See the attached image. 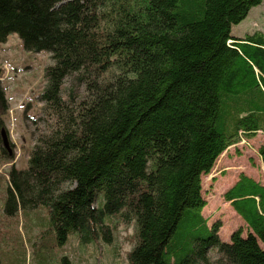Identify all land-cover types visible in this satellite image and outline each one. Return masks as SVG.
<instances>
[{
    "label": "trees",
    "instance_id": "obj_1",
    "mask_svg": "<svg viewBox=\"0 0 264 264\" xmlns=\"http://www.w3.org/2000/svg\"><path fill=\"white\" fill-rule=\"evenodd\" d=\"M263 1L0 0V43L16 34L52 60L2 207L41 227L34 264H73L57 250L71 237L113 243L112 219L135 225L129 264H264V187L242 175L224 195L246 235L221 237L201 194L219 157L264 134V37L232 35ZM24 251L12 264H30Z\"/></svg>",
    "mask_w": 264,
    "mask_h": 264
},
{
    "label": "rangeland",
    "instance_id": "obj_2",
    "mask_svg": "<svg viewBox=\"0 0 264 264\" xmlns=\"http://www.w3.org/2000/svg\"><path fill=\"white\" fill-rule=\"evenodd\" d=\"M232 35L239 39L247 36L264 37V1L252 8L240 24L232 27ZM51 62L49 52H28L16 34L9 36L4 43H0L2 69L0 86L3 88L7 105L5 114H2L0 109V119L5 123L4 130L9 133L7 136L13 151L11 155L7 149V153L4 154L0 140V249L5 259L4 264H12L19 250H25L23 254L30 255L32 257L30 264H34V253H37L44 243L35 244L38 242L37 235L41 227L27 231L30 223L23 214L14 217L6 213L5 209L2 210V207H6L7 183L10 180L11 171L25 170L30 160L36 141L37 124L42 117L43 104L39 98L46 88L45 72ZM249 140L250 142H243L229 148L216 161L212 172L202 176L201 194L209 203L207 207H204L202 215L205 213V217L211 219V225L217 222L222 223L221 237L243 228L246 235L248 229L247 223L241 220L242 223L236 225L233 230L234 220H232L231 211L233 208L231 203L224 199L226 192L240 182L242 175L256 183L259 181L264 184L261 159L257 152L260 145L264 144V134L259 132L256 137ZM258 184L263 186L261 183ZM31 213L33 217H43L45 226L49 227L50 216L46 209L31 211ZM111 223L115 225L113 243L96 242L83 245L77 238L71 237L64 247H57L58 255L67 256L73 264H129L128 254L134 246L135 225L115 219H112ZM53 259L55 260V257Z\"/></svg>",
    "mask_w": 264,
    "mask_h": 264
},
{
    "label": "crops",
    "instance_id": "obj_3",
    "mask_svg": "<svg viewBox=\"0 0 264 264\" xmlns=\"http://www.w3.org/2000/svg\"><path fill=\"white\" fill-rule=\"evenodd\" d=\"M261 166H262V176L264 177V163H263V161L261 160ZM258 175L259 176H261L260 175V173H258ZM253 179V178H252ZM256 181V180H255ZM258 183H261L263 186H264V184L262 183V182H259V181H257ZM232 206V205H231ZM233 208V207H232ZM232 220H234V223H233V230L235 229V226L236 225H240V223H242V221L241 220H244V218H242L236 211H235V209L233 208L232 210ZM236 214V215H235ZM239 215V216H238ZM203 216H204V218H206V219H209V222H210V218H208V217H205V213H203ZM245 221V220H244ZM246 222V221H245ZM247 223V222H246ZM245 223V224H246ZM244 224V223H243ZM248 224V223H247ZM246 224V225H247ZM222 232V231H221ZM32 257H30V255H29V259H31Z\"/></svg>",
    "mask_w": 264,
    "mask_h": 264
},
{
    "label": "water",
    "instance_id": "obj_4",
    "mask_svg": "<svg viewBox=\"0 0 264 264\" xmlns=\"http://www.w3.org/2000/svg\"><path fill=\"white\" fill-rule=\"evenodd\" d=\"M2 141H3L4 145H5V147H6L7 149H9L10 151H12V150L10 149V141H9V138H8V136H7L6 132H5V130L2 132ZM11 153H12V152H11Z\"/></svg>",
    "mask_w": 264,
    "mask_h": 264
},
{
    "label": "flooded vegetation",
    "instance_id": "obj_5",
    "mask_svg": "<svg viewBox=\"0 0 264 264\" xmlns=\"http://www.w3.org/2000/svg\"><path fill=\"white\" fill-rule=\"evenodd\" d=\"M11 146H12V144H10V147H11ZM1 147H2L3 150H7V148L5 147L3 141H2V145H1ZM10 149H12V147H11ZM8 151H9V153L12 155L11 152H13V151H10L9 149H8Z\"/></svg>",
    "mask_w": 264,
    "mask_h": 264
},
{
    "label": "bare ground",
    "instance_id": "obj_6",
    "mask_svg": "<svg viewBox=\"0 0 264 264\" xmlns=\"http://www.w3.org/2000/svg\"><path fill=\"white\" fill-rule=\"evenodd\" d=\"M4 131V130H3ZM5 132H6V130H5ZM7 134V133H6Z\"/></svg>",
    "mask_w": 264,
    "mask_h": 264
}]
</instances>
